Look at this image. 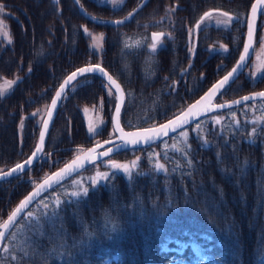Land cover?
<instances>
[{
  "label": "trees",
  "instance_id": "16d2710c",
  "mask_svg": "<svg viewBox=\"0 0 264 264\" xmlns=\"http://www.w3.org/2000/svg\"><path fill=\"white\" fill-rule=\"evenodd\" d=\"M20 1L15 13L34 16L36 30H53L52 25L59 24V21H45L49 7L34 0ZM191 1L197 3L195 14H189L188 0H184L186 8L180 17L172 26L165 24L166 46L158 52L150 50L148 29L146 35L134 30L141 28L139 22L131 29L126 25L107 30L100 55L90 53L78 22L68 26L67 52L60 44L61 37H51L52 46L48 49L45 48L48 41L45 45L44 39H35L31 58L36 66V78L41 75L43 81L50 79L47 81L50 87L43 89L42 84H35V99L41 94L43 101H48L72 69L84 63H99L124 89L120 115L123 127H144L168 119L178 107L227 71L244 42L246 24L233 22L229 28L206 27L200 32L197 44L203 47L222 42L228 52L212 53L205 63L211 59L215 68L209 61L210 68L202 69L203 51L198 48L195 63L188 67L189 24L207 6L237 14L243 20L253 0ZM151 25L143 24L146 28ZM135 37L140 40L131 39ZM11 56L14 57L12 54L7 57ZM224 59L226 66L221 63ZM218 65H222L219 71ZM185 69L188 71L182 76ZM201 70L205 71L203 79ZM16 71L15 67L4 65L0 67V79ZM103 83L99 76L91 75L86 82L81 79L79 87L73 83L74 92H67L45 143L44 151L53 155L49 157L52 162L49 172L78 149L70 142L76 143L73 137L82 131L81 104L96 102L102 96L112 111L115 100L103 93ZM249 91L243 80L238 79L224 95L232 99ZM20 103L28 109L30 102L27 97H19L17 91L0 98V170L3 171L24 160L27 155L22 150L33 148L37 129L32 127L28 113L23 117L27 121L22 127L21 146L24 142L26 145L20 146L17 115ZM213 117L219 118L220 123L214 126ZM262 117L264 98H258L196 119L184 127L187 141L179 135L183 130L180 129L147 146L116 152L106 159L140 158L131 180L119 173L107 187L90 188L88 196L78 203H62L57 219L51 222L41 219L36 227L34 220L26 218L28 212L38 218L45 206L52 208L57 201L67 199L66 193L76 191L70 181L73 176L62 181L40 195L9 230L0 250V264H173L170 261L178 254L175 250H165L163 243L168 240L173 245L177 239L204 240L216 264H264V119L258 120ZM197 123L200 129L194 131ZM81 143L91 145L88 137ZM61 150L71 153L56 154ZM181 150L188 153L187 158ZM187 159L193 161L190 169ZM156 164L164 165L167 172L155 171ZM36 166L31 168L34 173ZM174 168L178 170L173 172ZM28 181L23 176L0 181L1 210L11 200L21 199L35 185V180Z\"/></svg>",
  "mask_w": 264,
  "mask_h": 264
},
{
  "label": "snow or ice",
  "instance_id": "6c2138e0",
  "mask_svg": "<svg viewBox=\"0 0 264 264\" xmlns=\"http://www.w3.org/2000/svg\"><path fill=\"white\" fill-rule=\"evenodd\" d=\"M54 2H58V0H54ZM75 2L78 3V0H75ZM96 2L98 3L99 6H103L107 3H111L114 6L117 3H119L122 6L124 3V0H96ZM5 7L6 5L0 2V14L4 13ZM81 11L83 12V9H81ZM134 12H130L128 16L125 17L123 20H117V21H104L102 19L98 20V18L95 16H89L88 18L93 20L94 22H99L101 24H113V25L119 26V25L124 24L126 20L130 21L134 15ZM251 12H252V18L249 19L246 17L243 20H241L239 15L232 17L229 15V13L225 12L223 13V15L227 17V19L224 21L216 22L218 25L222 23L225 28L230 27L233 22L246 24L247 29H248L247 42H245L244 44V50L241 53L239 60H237L236 65L231 69V71L227 72V74L224 75L221 79L217 80L212 85V87L208 90V92L205 93V96L202 97L201 100H198L196 101V104L189 106L187 112L183 114L184 118L177 116L175 120L170 119L168 120L167 124H161L159 128H147L143 130L145 133H151L154 135L140 136L136 139H131V140L127 139L126 137L117 136L115 141L113 140L105 141L106 144H112L113 146L109 147L106 151L100 153L98 157H92V160L98 159L100 157L109 156V154L114 151L115 152L125 151L128 149L130 145L135 146V145H139L140 143L151 144L154 141V139H159L161 135H164V136L168 135L169 131L175 133L177 129H183L180 131L179 135L183 137L185 141H187V134H186V129H184V126L195 121L196 117L202 115V113L200 112L193 113L192 109L195 108L197 105H199L202 100H205V99L211 100V98L216 95H221V96L224 95L226 91L230 88V86L233 83H235L236 80L239 79V74L243 72V70L246 67H248V59L251 53L255 51L254 39H255V32H256V17L257 16L264 17V0H256V3L252 4ZM84 14L88 15L87 13H84ZM212 18H213L212 12H205L203 16L200 18V22L196 25V29L198 31H202L203 27L205 26V21H210L212 20ZM262 25H264V22H262ZM3 27H4L3 21L0 20V28H3ZM83 31L86 36L92 37L94 41V43L90 45L89 50L91 53L93 50L97 49V45L95 44V41L98 38L92 36V33L87 28H84ZM188 33H189V45L187 46V51L189 53V57L191 60V58L195 56V47L192 46L193 36L195 35V33L191 28L188 29ZM3 35L7 36L8 33L4 32ZM166 35L167 34H165L164 32H156L152 34L153 38L156 39V42L152 43L149 46L152 52H158L159 50L163 49L166 46L165 41L163 39H159V38L165 37ZM102 38H103V34H101L100 39ZM168 38L171 39V36L169 35ZM8 42L11 43V39H9ZM260 44H261V48L264 49V35H261ZM125 47H128V46L125 45ZM221 49L224 53L228 52V48L226 45H222ZM214 50L215 49H209V51H214ZM221 67L222 65H218L217 70L219 71ZM187 71H188L187 69L183 70L181 75L183 76L185 73H187ZM29 72H31V68H29ZM91 75L99 76L102 79V81H104L103 87L105 88L109 96V99L110 100L114 99L116 101L112 123H113V128L115 131H122V129L120 128V113L124 105V99H123V95L119 92V85H116V82L113 80L112 76L108 75V73L101 67L99 63L97 64L89 63L86 67L77 68L63 81V83L59 85V90L56 92L55 98H53L51 102L52 107L48 110V113H47L48 118L43 120V127L39 133V143L37 144L36 150L33 151L32 155L29 156L26 161L15 164L14 167L8 169L7 171L0 170V181H4L8 177H11V176H16L19 178L20 176H22L25 170L31 171V168L34 164L42 166L44 162L51 163L49 159L51 153H45L43 151L42 146L44 144L47 129L52 120L54 110L59 106L60 103H62L67 98L68 91H72V92L75 91V88L72 87L73 83H75L76 87H79L81 79H83L86 82L87 78ZM255 75H256L255 73H252L253 77H255ZM203 78L204 76L202 74L201 79ZM19 79L21 78H17V80L8 81L7 83L9 86H11L13 84H16L19 81ZM167 79L168 78L165 77V80ZM113 85H115V89H113ZM172 89L173 91H175V83L172 85ZM7 91H8L7 88H0V98H3ZM256 97L264 98V91L259 92V93H253L252 95L242 97L241 99L242 101H249V100H254ZM240 102L241 101H235V103L237 104H239ZM102 103H103V99L101 98V108H102ZM226 107H231V105L230 104H217L210 108L205 109V113L213 111L214 109H223ZM85 111H87V109H85ZM30 115L33 118H35L40 115V110H37L36 112L31 113ZM188 117H191V120ZM260 119H264V117L258 118V120ZM212 120L214 122V126L215 124L220 123V120L217 117H213ZM177 121H179V123H177ZM257 122L258 121H253L254 124ZM105 123L106 121L101 120L99 124L89 125L87 128L89 137L93 138L99 135ZM169 125H173V127L170 128ZM237 126H238V122H237ZM22 127H23V124H21V128ZM199 129H200V124L197 123L196 129H194V131H198ZM255 132H256V128L254 127L253 133ZM110 135L112 134L110 133ZM127 135L136 136L137 134L129 133ZM197 138L200 139L199 136ZM206 144H207V141H204V145ZM99 146L100 145H97V147ZM93 151H95V149H89V152H93ZM182 154L187 158L188 156L187 152L182 151ZM139 159L140 158L137 157L136 160L133 161L130 166L128 164H120L114 160L109 159L107 161V165L109 166V171L97 172L95 176L91 178L90 187L81 186L79 190L72 191L71 193H66V197H67L66 200L57 201V203L53 205L52 208H48L47 206H45L41 212L40 217L38 218H34L32 212H28L26 214V218L30 221L34 220L36 227L40 226L41 219L48 221V222H51L52 220L57 219L59 216L60 205L62 203H78L81 198H86L88 196L90 188L92 190H96L98 186L107 187L111 183L112 178L121 172L129 180H131L133 177V173L137 169V161ZM186 162H187V167L189 169L192 168L193 166L192 159H187ZM83 166H84L83 163L77 165V162L73 161L72 165H65V168L61 169L59 173H56L54 175L62 179L63 174L74 172L77 170V168L83 167ZM154 170L164 171L165 173L167 172V170L164 168V165L162 164H156ZM177 170L178 169L174 168L172 171L176 172ZM188 174L190 175L191 173L189 172ZM28 182L32 183L31 179ZM59 182H60L59 180L55 182H49V180H45L43 184L37 187L36 191H34L33 193H30L27 197H25L20 202V204L16 207V209H14L11 212V214L7 218V221L4 222V227L11 228L15 224L16 218L24 211V209L28 206V204H30L34 199H36L37 196L40 195L41 191H46L53 187V183H59ZM29 227H31V225H29ZM5 238H6V233L4 231H0V240H3ZM5 250L6 251L8 250L7 246H5Z\"/></svg>",
  "mask_w": 264,
  "mask_h": 264
},
{
  "label": "flooded vegetation",
  "instance_id": "af4514ba",
  "mask_svg": "<svg viewBox=\"0 0 264 264\" xmlns=\"http://www.w3.org/2000/svg\"><path fill=\"white\" fill-rule=\"evenodd\" d=\"M34 1L36 4L44 5L50 8L49 15L44 18L45 21L47 22H50L51 20L57 22L59 21V24L52 25L53 30H47V31L36 30L34 16L30 17L27 14H23L24 16H22V14L18 15L17 13H15L16 10H19L20 8V4H21L20 0H0V2L6 5L4 13L0 14V18L2 21L6 20L8 22V27L9 24L11 26L9 27L8 37H5L3 35V30H1L0 28V67L4 65L15 67L16 70L18 71L17 78H21L10 89L11 91L10 92L7 91L4 96H6L7 94L14 95V93L17 91L19 97H21L22 99L27 97V99H29L30 102L28 107L29 110H30V105L33 107L34 102L36 101L35 99L36 96L35 84L37 80L35 75L36 66L33 59L31 58V52L34 53L35 51L34 50L35 45H33L35 39H44L45 45H46V41H48L49 43L48 46H45V48L48 49L51 48L52 46L51 37L54 38L61 37L62 41L60 44H62L63 49L67 52L68 26L70 23H74V22L76 24L77 22L81 24V28L83 26H86L88 28L91 27L98 30L102 28L104 33L110 29L115 30L118 27L125 28L127 27L126 25H128L131 29L133 27H136V24L139 22L141 28L140 29L134 28V30L135 31L140 30V32L143 35H146L147 29L150 31L149 36L152 31L164 32L166 34L167 32L164 28L165 24L169 23L172 26V22L175 19H178L181 13L186 8L184 0H147L146 3L133 15L130 21H127L122 25L116 26V25L95 23L94 21L87 18L81 12L79 6H82L85 9V11L91 16H95L100 19H115V18H122L127 14H129L142 0H124L122 6L120 4H118V6H113L111 5V3L105 4L103 6H99L96 0H78V3L75 2V0H58V2H54V0H34ZM207 1L215 3L217 0H207ZM196 4L197 3H193L191 0H188L189 14L190 12L193 15L195 14ZM218 11L226 12L223 9L222 10L219 9L218 7L207 6L205 9L201 10L199 16L195 18L193 23L189 24V27L186 29V37L188 39L187 46L189 45L188 29L191 28L195 33V35L193 36V45H192L195 47V55L198 51V48L202 49L203 51L202 60H204V56H206L208 53L212 55V52L213 53L217 52L221 48H216L214 51L210 52L209 49H212L210 48L211 47L210 44L203 47L198 45L197 44L198 36L201 31H198L196 29V25L200 22V18L203 16L205 12H212L213 14H216L218 13ZM235 16H237V14ZM146 22L152 23L153 25H151L150 28H146L143 26V24H145ZM212 26L217 27L212 22L205 23L203 30L206 27H212ZM259 27H260V23L258 21L256 32H258ZM139 38L140 37H135L131 39H135L137 41L140 40ZM6 39H11V43H9L8 42L9 40ZM161 39H163V37ZM11 54L14 57L12 56L7 57ZM194 57L191 58L188 67H191L195 63V60H193ZM209 58L210 56L207 59H205L203 62L205 63ZM29 68H31V72H29ZM48 80H50L48 77L45 78L44 81L42 76L38 78V82L43 85V88L44 87L46 88L47 86L50 87V81L47 82ZM43 95H45V93ZM20 106L17 110V115L20 116L19 119L23 118L27 112V108L25 105L23 106V104L20 103ZM27 117L29 119H32L30 112H28ZM25 121L27 120L24 121L20 120L21 123L23 122V126ZM24 145L25 144H23V146ZM11 177H8L7 179Z\"/></svg>",
  "mask_w": 264,
  "mask_h": 264
},
{
  "label": "rangeland",
  "instance_id": "374dc122",
  "mask_svg": "<svg viewBox=\"0 0 264 264\" xmlns=\"http://www.w3.org/2000/svg\"><path fill=\"white\" fill-rule=\"evenodd\" d=\"M107 4H110V3H107ZM118 4L119 3H117L115 6H118ZM223 13H225V12H219L218 11V13L213 14L212 20L205 21V23L212 22L217 27L225 28L222 23L219 24V25L216 23L217 21H224V20L227 19V17H225L223 15ZM227 13H229V12H227ZM229 15L232 16V17H235V15L232 14V13H229ZM0 20H1V18H0ZM262 22H264V17L260 16V20H259L260 27L258 28L259 29L258 32H256V34H255V40H254V49H255V51L252 52V57L250 58V60L248 62V67H246L244 69V71L239 75L240 76L239 79L243 80V83L247 86L248 90L250 89L249 92L256 91V90H264V49L261 48V44H260L261 35H264V25H262ZM3 24H4V27L1 28V30H3V33L4 32L8 33L9 27H11L10 24H9V27H8V22L6 20L3 21ZM84 28H87L92 33V36L98 38L95 41V44L97 45V49L93 50L92 52L94 54L100 55V52H101V50L103 49V46H104V39H105V33H104L103 29L100 28V30H98V29H94V28H91V27L88 28L86 26H83L82 27V31H83ZM245 33H246V30H245ZM101 34H103V38L102 39H100ZM5 37H8V35L5 36ZM244 37H245V35H244ZM86 38H87V40L84 43H86L87 48L90 49V45H92L94 43V41H93L92 37L86 36ZM6 40H9V39H6ZM222 45H224V44H222V42L221 43L215 42V43H212L210 45L211 46L210 48H212V49L221 48ZM239 54L240 53H238L236 58L233 60L231 66L227 68V71L234 65V63L236 62ZM223 55H225V54L223 53ZM209 56H210V53H208L206 56H204V60L207 59ZM209 61L212 62V68H215V66H214L215 65V61H213L211 59ZM209 61L204 64V67H201V68L202 69H205V68L209 69L210 66H211V62L209 63ZM221 63L224 65L225 64V59L223 61H221ZM85 64H89V63H84L82 65H85ZM224 66H226V65H224ZM204 72H205L204 70H201L199 72L200 77H201L202 74L204 76V74H205ZM225 73L221 74L212 83H214L216 80L221 78ZM252 73L256 74L255 77L252 76ZM11 74L12 75H10V77L9 76H6V77L4 76V77H1V79H0V88H7L8 92L11 91L10 89L14 86V84L9 86L7 82L11 81V80H16L18 71L13 72ZM40 76L41 75H39L37 77L36 85L40 84L38 82V78H40ZM205 90H203L201 93H199L192 100H189L184 105H181L180 107H178L177 112L175 114H173L171 117H173L174 115H176L177 113L182 111L187 105H189L192 101H194L197 97H199V95H201ZM103 91H104L103 93H106L105 89H103ZM244 93H242L240 95H243ZM6 96H8V94ZM52 96H51V98H52ZM235 97H237V96H235ZM51 98L48 101L44 102L42 96L39 95L38 98L36 99V101L34 102V106L33 107L31 106L30 110L27 109L26 113L30 112V114L36 112L37 110H40V115L39 116H37L35 118H33L31 116L32 117V119L30 120L31 125H32V127H35L37 130H35V132H34L35 136H34L33 148L31 150H25V151L22 150V153L26 154L27 157L32 153L33 149L36 146L39 129H40V126H41V124L43 122V119H44V116L46 114V111H47V108H48V105H49V102H50ZM101 98H102V96H101ZM104 100H105V98H104ZM104 100H103V103H102V108H101V99H99L96 102L84 103V104L80 105V112L82 114L84 131H83V127H82V131L78 132L79 134H77L75 137H73L74 138L73 140L76 141V143L70 142L73 145L75 144L76 147H78V149L76 150V152H74L72 154L71 157H69L68 160H70L71 158L76 156L78 153H80L82 150H84L85 148L90 146L88 144H87L88 146L87 145L84 146L83 143H81L83 141V139H85L86 137L89 138V141H91V145H92V144L97 143L99 141L112 138L115 135L114 130H113V126H112V122H111V115H112V111L114 109L115 104L113 106L112 111H110L109 107H108V103H105ZM225 100H228V98L225 95H222V96L221 95H217L215 97V99H214V102H222V101H225ZM85 109H87V111H85ZM24 117H26V115H24ZM171 117H169V118H171ZM20 120L23 121V118H21ZM101 120L106 121V123L103 126V129H102L101 133L99 135L93 137V138H90L89 135H88V132H87L88 126L89 125L99 124ZM21 124H23V122L19 123L20 146H21V143H22V140H23L22 139ZM110 133L112 135H110ZM104 136H105V138H102V139L100 138V137H104ZM24 144H25V142H24ZM23 147L24 146H21V148H23ZM133 148H135V147H131L130 149H133ZM44 152L47 153V151H44ZM70 153H71V150H61V151H58L56 154H61L63 156H68ZM52 156L53 155L51 154L50 157H52ZM110 156H112V155H110ZM27 157L25 156V158H27ZM136 158H137V156L131 157L129 159H111V158H107L106 159L105 158L104 160H101L100 162H96V163L92 164L91 166H89L88 169H85V171H80L79 173L74 175L71 178V180H70L71 181V185L76 190H79V188L81 186L90 187L91 178L94 177L97 172L109 171V166L107 165V161L109 159L114 160L117 163L128 164L130 166L131 163L136 160ZM56 160H58V158H55V162L58 163V161H56ZM18 162H21V161H18ZM51 163L44 162L42 164V166L41 165H37L35 167L36 168L35 173H37L36 177H35V173L32 172V170L29 171V172L27 171V173H25V175L24 174L22 175L24 177V180H30L31 179L32 181L35 180V181L38 182V179H36V178H39L41 176L45 177L46 175H48L49 173H51L53 170H55L57 167L60 166V165L57 166L55 169H53L51 172H49V169L51 167ZM0 169H1V167H0ZM38 170H39V172H38ZM38 174H40V175H38ZM35 181H34V183L36 184L37 182H35ZM19 200L20 199H18V198H17V200L15 202H14V200H11V202L9 204H7L8 206H6V205L2 206V210L0 209V211H1V213H0V223L7 218V216L12 211V209L15 207V205L19 202ZM163 247H164L165 250H175L177 252L178 255L175 256L170 261V262H173V264H216L217 263V261L215 259H212L210 257L209 252H208V247L205 244L204 240H191L189 242H186V241H182V240H178L177 239L175 244H173V245H169L168 244V240H167L166 242L163 243ZM116 258H117V256L114 255L113 259L115 260ZM105 260L107 262H109L110 258H106Z\"/></svg>",
  "mask_w": 264,
  "mask_h": 264
},
{
  "label": "water",
  "instance_id": "95a60500",
  "mask_svg": "<svg viewBox=\"0 0 264 264\" xmlns=\"http://www.w3.org/2000/svg\"><path fill=\"white\" fill-rule=\"evenodd\" d=\"M146 1L147 0H142L131 12H134V10H135V12H134V14L146 3ZM253 3H256V0H253V2L251 3V6H250V9H249V12H248V15H247V18H249V19H251L252 18V12H251V7H252V4ZM80 7V10L81 9H83V14L84 13H87L86 11H85V9L82 7V6H79ZM88 14V13H87ZM85 15V14H84ZM87 18L89 17V16H91V15H85ZM128 16V14L126 15V16H124V17H122V18H115V19H102V20H104V21H117V20H123L125 17H127ZM100 18H98V20H99ZM91 20V19H90ZM260 20V16H257L256 17V31H257V24H258V21ZM93 21V20H92ZM125 22H127V20L125 21ZM95 23H99V22H95ZM99 24H101V23H99ZM109 25H113V24H109ZM247 31H248V29H247V25H246V33H245V37H244V42H243V45H242V48H241V51H240V54H239V56H238V58H237V60H239V57H240V55H241V53L243 52V50H244V44H245V42H247ZM156 32H159V31H152L151 33H150V39H151V42L152 43H154V42H156V39H154L153 38V36H152V34L153 33H156ZM255 34H256V32H255ZM159 39H161V38H159ZM255 40V39H254ZM252 57V53H251V55H250V57H249V59H248V62H249V60H250V58ZM237 60H236V62H237ZM236 62L234 63V65L227 71V72H229V71H231V69L236 65ZM91 64H97V63H91ZM88 64H85V65H82V66H79V67H76L75 69H73L72 71H70L63 79H62V81L59 83V85L61 84V83H63V81L73 72V71H75L77 68H81V67H86ZM101 65V64H100ZM101 67L108 73V75H111L102 65H101ZM244 71V70H243ZM227 72L224 74V75H226L227 74ZM242 73V72H241ZM240 73V74H241ZM239 74V75H240ZM223 75V76H224ZM112 76V75H111ZM222 76V77H223ZM221 77V78H222ZM112 78H113V80L116 82V85H119V92L123 95V99L125 100V93H124V89H123V87H122V85H121V83L115 78V77H113L112 76ZM221 78H219V79H221ZM218 79V80H219ZM217 81V80H216ZM215 81V82H216ZM214 82V83H215ZM214 83H212L201 95H199V97H197L194 101H192L189 105H187L182 111H180L179 113H177L176 115H174L173 117H171V118H168V119H166V120H164V121H162V122H160V123H157V124H155V125H149V126H144V127H135V128H125V127H123L122 126V124H121V120H120V128L122 129V131H115L114 130V128H113V130H114V133H115V135L112 137V138H109V139H105V140H102V141H99V142H97V143H94V144H92V145H90L89 147H87V148H85L84 150H82L80 153H78L76 156H74L73 158H71L70 160H68V161H66L65 163H63L62 165H60L59 167H57L55 170H53L51 173H49L48 175H46L45 177H43L40 181H38L20 200H19V202L15 205V207L12 209V211L14 210V209H16V207L20 204V202L25 198V197H27L30 193H33L34 191H36L37 190V187L39 186V185H41V184H43V182L45 181V180H49V182H55V181H57V180H59L60 182L59 183H61L62 181H64V180H66V179H68V178H70V177H72L73 175H75L77 172H79L80 170H82V169H84V168H86V167H88L89 165H91L92 163H95V162H99L101 159H103V158H106V157H108V156H105V157H100V158H98V159H95V160H92V157H98L99 156V154L100 153H102V152H104V151H106L109 147H112L113 145L112 144H106L105 143V141H109V140H113V141H115L116 140V137L117 136H120V137H126L127 139H129V140H131V139H136V138H138V137H140V136H146V135H154V134H151V133H145L143 130L144 129H147V128H159V126L161 125V124H167V122H168V120H170V119H172V120H175L176 119V117L177 116H180L181 118H184L183 117V114L184 113H186L187 112V110H188V108H189V106H191V105H194V104H196V101H198V100H201V98L202 97H204L205 96V93H207L208 92V90L212 87V85L214 84ZM59 85L57 86V88L55 89V91H54V93H53V96H52V98H51V100H50V102H49V105H48V108H47V111H46V114H45V116H44V119L43 120H45V119H47L48 118V116H47V113H48V110L52 107V104H51V102H52V100H53V98H55V94H56V92L59 90ZM113 89H115V85H113ZM262 91H264V90H256V91H252V92H248V93H245V94H243V95H240V96H237V97H234V98H232V99H228V100H225V101H222V102H214V99H215V97L217 96H214V97H212L211 98V100H208V99H205V100H202L201 101V103L199 104V105H197L195 108H193L192 109V112L193 113H196V112H200V113H202V115H200V116H198V117H196V119H198V118H200V117H203V116H206V115H208V114H210V113H212V112H214V111H218V110H222V109H214L213 111H210V112H207V113H205V109H207V108H210V107H212V106H214V105H217V104H230L231 106H236V105H238L237 103H235V101H241L239 104H241V103H244V102H246V101H242V97H245V96H250V95H252L253 93H259V92H262ZM258 98H261V97H256L255 99H258ZM249 101H251V100H249ZM61 104V103H60ZM60 104H59V106L54 110V114H53V117H52V120H51V122H50V124H49V127H48V129H47V133H46V137H45V140H46V138H47V135H48V132H49V129H50V127H51V125H52V122H53V120H54V117H55V115L57 114V112H58V110H59V107H60ZM114 108H115V106H114ZM226 108H229V107H226ZM226 108H223V109H226ZM122 110V109H121ZM113 115H114V109H113V111H112V115H111V122H112V118H113ZM120 115H121V113H120ZM190 120H191V117H188ZM177 123H179V121H177ZM192 123V122H191ZM190 123V124H191ZM189 125V124H188ZM112 126H113V123H112ZM187 125H185L184 127H186ZM42 127H43V122H42V124H41V126H40V129H39V133H40V131L42 130ZM169 127L171 128V127H173V125H169ZM180 129H177V131H179ZM39 133H38V138H37V143H36V146H35V148L33 149V151H35L36 150V147H37V144L39 143ZM129 133H136L137 135L136 136H128L127 134H129ZM174 132H171V131H169V133H168V135H166V136H164V135H161V137L159 138V139H154V141L152 142V143H155V142H157L158 140H160V139H162V138H164V137H167V136H170L171 134H173ZM151 143V144H152ZM97 145H100L99 147H97ZM147 145H149L148 143H140L139 145H135V146H133V145H130L129 147H128V149H130L131 147H142V146H147ZM44 146H45V141H44V144H43V151H44ZM89 149H95V151H93V152H89ZM33 151H32V153H33ZM32 153L29 155V156H31L32 155ZM114 153H116L115 151L114 152H112V153H110L109 154V156L110 155H112V154H114ZM28 156V157H29ZM28 157L27 158H25L23 161H21V162H19V163H22V162H24V161H26L27 159H28ZM73 161H76L77 162V165H79V164H81V163H83V167H79V168H77V170L76 171H74V172H70V173H68V174H63V178L61 179L60 177H57L56 175H54V174H56V173H59L60 172V170L61 169H63V168H65V165H72V162ZM89 161H91V162H89ZM15 166V165H14ZM14 166H12V167H14ZM12 167H10V168H12ZM10 168H8V169H10ZM8 169H6V170H4V171H7ZM26 171V170H25ZM59 183H53V187H55L56 185H58ZM52 187V188H53ZM51 189V188H50ZM49 190V189H48ZM48 190H46V191H48ZM46 191H41L40 192V195H42L44 192H46ZM39 195V196H40ZM39 196H37L36 197V199L39 197ZM36 199H34L30 204H28V206L24 209V211L36 200ZM11 211V212H12ZM23 211V212H24ZM11 212L9 213V215L11 214ZM23 212L16 218V221L18 220V218L23 214ZM8 215V216H9ZM8 216H7V218H8ZM7 218L4 220V221H2L1 223H0V231H4L5 233H6V235H7V233L9 232V230L12 228H5L4 227V222L5 221H7ZM15 221V222H16ZM3 243H4V239L3 240H0V249H1V247H2V245H3Z\"/></svg>",
  "mask_w": 264,
  "mask_h": 264
}]
</instances>
